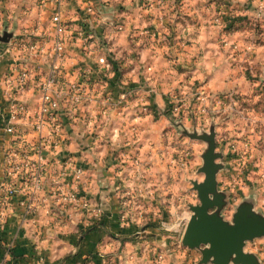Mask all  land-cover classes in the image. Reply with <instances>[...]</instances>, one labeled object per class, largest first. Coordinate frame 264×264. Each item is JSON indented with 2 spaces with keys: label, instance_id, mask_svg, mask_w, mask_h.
Instances as JSON below:
<instances>
[{
  "label": "rangeland",
  "instance_id": "374dc122",
  "mask_svg": "<svg viewBox=\"0 0 264 264\" xmlns=\"http://www.w3.org/2000/svg\"><path fill=\"white\" fill-rule=\"evenodd\" d=\"M99 1L100 8L109 7L106 12L112 11V14L128 6L127 0ZM131 1L134 4L132 11L130 10L133 20L150 22L151 19H158L163 22L160 39L143 43L142 48L147 51L146 55L141 56L138 70L142 76L146 68L153 65L158 72V87L162 90L161 97L164 99L162 113L169 122L166 119L162 121L157 129L158 139L151 140L148 144V159L139 163L144 166L141 171L144 177L139 176L140 170L135 176V169L134 175L127 179H138V185L134 190L130 186L127 194L122 191L123 188L116 191V195H119L118 202L116 201L118 208L120 205L119 210L125 214L127 210L124 207L130 206L131 209L134 208L131 212L135 215L142 212L143 221L136 222L130 216L128 222L118 218L117 229L113 232L115 235L110 239L106 236L109 242H104L103 238L97 240L99 250L95 252L96 256H86L83 264H201V251L185 246L183 236L193 214L191 206L200 204L192 182H203L205 179L200 168L208 146L203 140L191 138L190 135L215 132L216 152L221 154L216 162L223 166L217 173L218 190L227 198V205L221 212L224 219L231 221L237 207L246 200H251L255 211L264 215V54L261 53L260 58L255 53L257 59L250 60L257 45L264 43V17L257 15L256 11H248L256 8L250 0ZM42 11L43 0H0V34L5 31L13 34L11 41L3 43V46L13 48L24 39L43 40ZM99 12L101 16L105 13L104 10ZM69 16L70 12L66 17ZM69 22V25L73 23L71 18ZM96 22L99 27L108 26L107 33L116 43L115 50L111 53L117 56L122 50L119 44H122L124 38L126 40L119 28L122 21H106L102 17L99 22L96 19ZM115 22H120L117 29H113ZM177 23L174 31H169L172 24ZM91 28L94 40L98 32L95 33L92 25ZM32 29H36V32H30ZM201 29L204 30L203 33L199 31ZM237 32H240L242 38V45L239 47L234 45V41H229L235 38L232 35ZM202 34L203 39L206 37L211 41L224 39L223 34L232 36L228 42L224 39L221 46L208 47L218 57L221 53L223 56L219 63L211 60L210 67L206 68L211 73L207 76L203 75L206 64L200 60L204 56V48L200 47L198 41ZM215 55L211 53L212 57ZM30 66L33 71L38 67L35 63ZM216 69H220L217 76ZM91 72L93 74V70ZM93 76L97 93L103 77L102 74H98V78L94 74ZM26 90L22 93L16 91V100L26 103L28 110L23 119L32 127L39 111L40 94L37 97L38 103L33 106L27 102ZM143 90L144 101L150 103L156 93L155 86H147ZM168 90L171 92L168 93ZM113 99L112 106L118 110L122 107L118 103L119 98ZM68 112L64 110L62 121ZM2 115L5 116V112H1L0 116ZM161 115L158 117H162ZM126 130L130 131L134 140V134L137 137L139 135L133 127ZM127 131L123 129L119 131V135H124ZM151 168L156 176L148 174ZM123 181L124 178L121 179L122 183ZM116 185L120 186L121 183ZM78 193L85 195L90 203L86 193ZM63 204V213L54 209V214L51 209L58 226L65 227L77 214L85 213L91 217L85 220L84 230L110 229V224L106 226L103 222L104 212L101 209L94 211L91 203L89 210L75 207V213L69 211L70 204ZM135 208L139 209L135 211ZM119 230L128 231L121 233ZM140 231H144L143 234L146 231L154 234H138ZM80 240L76 237L72 244H82ZM245 251L257 255L260 263L264 264V238L248 242Z\"/></svg>",
  "mask_w": 264,
  "mask_h": 264
},
{
  "label": "crops",
  "instance_id": "0c3cea01",
  "mask_svg": "<svg viewBox=\"0 0 264 264\" xmlns=\"http://www.w3.org/2000/svg\"><path fill=\"white\" fill-rule=\"evenodd\" d=\"M250 2H253L256 8H250L248 11H256L257 15L264 17V0H250ZM100 3L99 0H65L62 6L65 15L69 12L71 13V16L66 17L68 23H70V18L73 21L69 25L71 28L76 27L80 18L88 16L89 22L95 28V33L96 31L98 32L87 50L82 49L79 43L69 44L68 56L64 63L66 76L69 79L73 78L74 75L79 73L81 68L87 67L93 70V74L96 77L98 74H102V85L99 86L96 93V100L79 107L71 113L70 117L67 115L63 118L60 125L62 141L59 142V145H47L43 150L46 187L39 196L41 206L38 214L36 216H26L23 208L18 203V200L23 198L24 195H19L13 204L12 211L9 212L4 220L0 219V264H83L86 256L92 254L94 257L96 256L95 252L99 250V246L96 244L97 240L103 238L104 242H109L106 236L108 235L110 239L115 235L113 232L115 233L117 229L118 218L128 222L130 216L136 222L143 221L142 212H139V214L137 212L135 215L131 212L134 208L131 209L130 206L124 207L127 210L125 214L123 213L124 211L121 212L119 210L120 205L119 208L116 205L119 195H116V191H120V188H123L122 191L124 190L127 194L130 191V186L134 190V187L138 185V179H135V181L130 179L127 181V179L134 175L135 169V176L139 170L141 172L144 169V166L139 163L143 159H148V144L151 140L158 139L157 129L160 128L162 121L167 120L162 113V110H164V99L161 97L162 90L158 87L160 80L158 72H156L153 65L148 66L142 76L138 70L142 61L141 56L142 54L143 56L146 55L147 51L142 48L144 46L143 43L148 40L158 41L164 26L163 22L161 23L158 19H151L150 22L141 19L133 20L131 11L134 4L131 0H127V8L115 11L113 14L110 13L112 11L106 12L110 9L109 7L105 6L103 7L105 9H101ZM89 8L91 11L88 10ZM102 10L105 13L101 16L99 11ZM52 12L51 0H43V11L41 13L43 15V39L49 38L51 40L53 34L50 23ZM111 14L112 16H110ZM105 16L116 22L120 20L123 23L120 32L126 36V40L124 38L122 44H119L122 50L117 56L111 53L114 52L116 43L114 42L115 40H111L107 33L108 26H102V28L96 22V19L99 22ZM119 23H116L113 29H117V26L120 25ZM176 25L178 23L172 24L169 31H174ZM187 29L189 28L187 27ZM199 31L203 33L204 30L201 29ZM30 32L35 33L36 29L30 30ZM240 35V32L234 33L232 36L235 38L232 40H229L232 37L231 35L223 34L222 37H225L226 41H234V45L239 47L242 45ZM203 37L204 34L201 35L198 41H200V47L204 48V56L200 60L202 59L201 63L207 65L204 66L205 71L203 72V75L207 76L211 73V71L206 70L207 67H210L211 60L219 63L223 56V53H221L218 57L209 48L221 46L225 40L215 39V41H211L207 40L206 37L203 39ZM199 45L197 44V46ZM257 46L251 53L250 60L257 59L254 56L255 53H258L260 58L261 53L264 54V43ZM20 52L17 47L5 48V46L0 51V114L7 111V105L16 95L14 88L8 90L5 76L13 59ZM109 53H111L110 57ZM211 53L215 56L212 57ZM101 57H105L111 63L112 68L110 71L106 72L99 63V58ZM44 68L48 69V66L46 65ZM148 69L151 72H148ZM219 70L216 69V76L220 74ZM140 79H142L141 82ZM133 82L136 84H133ZM147 86H155L156 93L152 96L150 103L149 101H144L143 98L145 94L143 89ZM169 87L171 86L169 85ZM36 88L37 84L34 81H31L28 88H26V99L28 100L26 101L33 106L39 101L37 100L39 91ZM125 92L130 94L129 100L118 109L122 111L119 113L112 106V101L114 100L113 98H119ZM160 115L162 117H158ZM4 117V115L0 116V183L4 178L3 165L5 155L11 150L20 148V144L14 142L5 133L3 129ZM149 122H151L150 125ZM167 122L169 121L167 120ZM132 127L139 132L138 137L134 136L135 140H131V133L126 130ZM19 128L26 135L28 144L37 142V134L32 132V127L27 120L22 119L19 122ZM123 129L128 132L127 136L129 137L126 138L123 133L119 135V131ZM134 153L135 156L133 155ZM68 157L71 158L72 169H69L67 178L60 180L59 169L64 167L65 159ZM151 159L153 160L154 156ZM134 161L138 164H135ZM75 168L83 169V174L79 180L74 179ZM148 174L156 176L152 168L148 170ZM122 178H124V183L121 182ZM64 182H66L70 190L83 192L89 196L91 206L95 208L93 210L101 209L104 212L103 222L106 226L109 223L110 229H96L93 231L90 228L89 230H84L85 220L91 217L90 214L88 216L85 213L77 214L71 223H68L65 227H60L55 223V215L53 216L51 209L54 214H56L54 209L63 213L65 204H63L59 195L53 192L57 184ZM118 182L121 183L120 186L116 185ZM54 185L55 187H53ZM68 209L73 213L76 212L74 206H70ZM135 209L137 211L139 208ZM118 210L120 214H118ZM81 231H84V234H81ZM119 231L127 233L128 230ZM137 233L143 234L144 231ZM145 234L153 236L154 232L146 231ZM76 237L81 239L82 244L80 242H76V246L72 244Z\"/></svg>",
  "mask_w": 264,
  "mask_h": 264
},
{
  "label": "built area",
  "instance_id": "2783aa9c",
  "mask_svg": "<svg viewBox=\"0 0 264 264\" xmlns=\"http://www.w3.org/2000/svg\"><path fill=\"white\" fill-rule=\"evenodd\" d=\"M64 1L51 0L53 6L50 18L53 33L51 40L49 38L36 41L22 40L16 43L14 47L21 52L13 59L5 76L8 90L14 88L19 93L24 92L28 83L34 81L40 94V105L38 114L32 122L33 131L38 137L34 144H28L26 135L19 128V122L27 114L26 103L16 100L17 95H15L7 105L3 129L14 142L20 144V148L11 150L4 158V178L0 183L1 220L12 211L19 195H24L18 200L24 214L26 216L38 214L41 206L39 196L46 187L44 148L51 144L58 146L62 141L60 125L64 110L69 111L67 115L70 117L79 107L96 100L94 76L90 68H81L79 73L70 79L64 71L69 44L79 43L82 49L87 50L94 38L88 16L80 18L75 28L69 26L62 9ZM88 10L91 11L90 8ZM119 28L122 30V26ZM2 48L3 44L0 42V51ZM30 62L38 66L34 71ZM99 63L106 71L111 69V63L105 57L99 58ZM46 65L48 69L44 68ZM129 96L127 92L121 94L118 103L123 105L129 100ZM127 135L128 132H124L126 138L129 137ZM134 136L137 137V134ZM71 162L70 157L65 159L64 167L58 172L60 180L69 176V169H72ZM82 174L83 169H74L75 180H79ZM139 176L143 178V172H140ZM67 186L65 183L57 184L56 187L54 185L53 193L59 195L60 199L70 206L89 210L90 203L87 197L70 190Z\"/></svg>",
  "mask_w": 264,
  "mask_h": 264
},
{
  "label": "water",
  "instance_id": "95a60500",
  "mask_svg": "<svg viewBox=\"0 0 264 264\" xmlns=\"http://www.w3.org/2000/svg\"><path fill=\"white\" fill-rule=\"evenodd\" d=\"M105 20H111L105 16ZM13 34H0V42L9 43ZM191 138L203 140L207 149L203 154L200 172L203 182L193 181L198 193L199 205L191 206L193 212L183 236V244L202 253L201 264H261L257 255L245 251L248 242L264 238V215L254 209L251 200L241 203L231 221L225 220L221 212L227 205L226 195L218 190L217 173L223 167L216 160L215 132L194 133Z\"/></svg>",
  "mask_w": 264,
  "mask_h": 264
},
{
  "label": "trees",
  "instance_id": "16d2710c",
  "mask_svg": "<svg viewBox=\"0 0 264 264\" xmlns=\"http://www.w3.org/2000/svg\"><path fill=\"white\" fill-rule=\"evenodd\" d=\"M92 230L94 231V230H96V228H93ZM92 230H91V231H92Z\"/></svg>",
  "mask_w": 264,
  "mask_h": 264
}]
</instances>
